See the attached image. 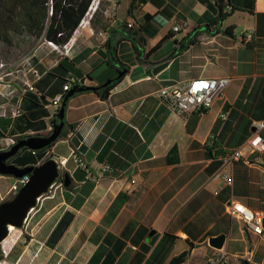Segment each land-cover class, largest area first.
I'll return each mask as SVG.
<instances>
[{
	"label": "crops",
	"instance_id": "0c3cea01",
	"mask_svg": "<svg viewBox=\"0 0 264 264\" xmlns=\"http://www.w3.org/2000/svg\"><path fill=\"white\" fill-rule=\"evenodd\" d=\"M132 2L100 0L64 49L40 40L16 65L2 62L0 148L50 133L60 108L52 100L66 84L116 78L106 46L120 41L113 29L134 20L142 51L139 58L131 40L120 41L128 71L109 97L85 90L67 101L63 137L37 165L58 157L71 187L59 183L42 199L0 264H170L183 252V264H264V237L228 212L238 201L264 214V153L248 143L253 123L264 122V0H224L222 10L216 0H135L131 10ZM225 76L223 97L187 119L157 95L175 82ZM234 150L245 157L233 165V184L218 190L221 157ZM74 153L98 181L86 179ZM17 179L0 174V194ZM221 234L218 250L209 239Z\"/></svg>",
	"mask_w": 264,
	"mask_h": 264
},
{
	"label": "trees",
	"instance_id": "16d2710c",
	"mask_svg": "<svg viewBox=\"0 0 264 264\" xmlns=\"http://www.w3.org/2000/svg\"><path fill=\"white\" fill-rule=\"evenodd\" d=\"M93 1L94 0H0V46L3 47V50L8 51L12 48H19L20 46L17 45V41L20 39H23L22 41L27 43L28 46L32 44L35 45L40 40H47L53 42L60 49H64L86 17ZM216 2L222 10L224 0H216ZM134 5L135 0H133L131 4V10L134 8ZM133 29L125 24L120 28L113 29L112 34L120 32V41L125 39L131 40L137 55L141 58V46L138 42L137 32ZM191 39L192 38L188 39V42ZM119 42L113 44L108 40L106 43L111 58L110 63L117 69L118 74L128 71V66L123 63L118 56ZM29 43L31 44L29 45ZM122 77L123 76L120 78H113L110 85L98 89L96 92H98L102 98H108L112 87L118 83ZM78 83L79 82H76L74 85ZM70 89L64 91V98ZM71 97H69V99ZM53 118L55 119V116ZM24 137L27 136H19L16 140H20ZM62 137L63 133H61L57 141ZM50 147L51 146L36 151L22 148L15 160H17V164L21 167L37 165L38 161L44 157L47 149ZM25 151H29V154L26 155ZM69 187H71V185H69ZM11 194L15 193L12 192ZM187 257L188 252H183L174 257L170 264H183L187 260Z\"/></svg>",
	"mask_w": 264,
	"mask_h": 264
},
{
	"label": "built area",
	"instance_id": "2783aa9c",
	"mask_svg": "<svg viewBox=\"0 0 264 264\" xmlns=\"http://www.w3.org/2000/svg\"><path fill=\"white\" fill-rule=\"evenodd\" d=\"M98 2L100 0H97ZM136 22L134 20L129 21L128 27L135 28ZM178 28H176L177 30ZM252 32L247 34L244 38L245 42H249L252 38ZM55 49L59 47L53 42H49ZM4 63L1 67H4ZM2 77H0V80ZM231 77H218V78H193L186 82H175L161 88L157 95L158 97L168 105V107L174 112L187 119L193 113H203L211 109L215 99L222 98L224 90L231 82ZM32 89L33 87L30 86ZM71 87L67 84L64 86L63 92L55 96L52 100V104L58 108L64 98V91ZM20 109L17 107L13 110V115H19ZM223 120L227 119L226 114H222ZM255 132L249 139L248 143L254 152L264 153V136L260 133V130L264 127V122H254ZM214 137L207 141V146H214ZM16 142L15 138L8 139V143L3 147L4 149L9 148ZM73 157L79 167L84 170L85 177L87 180L98 181V176L90 170L88 164L85 162L83 157L77 153L73 154ZM244 154L241 150H234L230 153L225 154L221 157L223 168L216 173L215 177L220 178L222 185L219 189L224 186H231L233 184V165L242 159ZM106 170H109V166H106ZM29 179V175L22 178H18L16 184L13 186L12 191L16 193L21 185ZM3 200V198H2ZM228 212L232 217L238 218L243 222L244 228L247 232H256L258 236L264 237V214L261 211L253 210L247 205L238 201H231L228 206ZM1 254L6 256L9 254L11 247L6 245V242L1 246ZM207 264H219L218 260L210 258Z\"/></svg>",
	"mask_w": 264,
	"mask_h": 264
},
{
	"label": "water",
	"instance_id": "95a60500",
	"mask_svg": "<svg viewBox=\"0 0 264 264\" xmlns=\"http://www.w3.org/2000/svg\"><path fill=\"white\" fill-rule=\"evenodd\" d=\"M123 75L124 72H121L116 78H120ZM112 81L113 79H110L99 87L86 86L83 82L73 85L62 101L61 107L55 114V119L52 121V131L49 134L27 136L18 140L9 150L0 151V174L12 175L15 178H22L29 175V179L21 185L13 197L0 203V255L2 244L11 237L15 230H23L26 227L29 218L38 208L42 199L51 194L52 190L59 183L63 184L65 187L71 184L69 173H62L61 162L59 158L54 155H50L38 165L26 167L8 163V160L18 155L22 148L36 151L54 144L61 136L65 126V108L69 97L85 90L96 91L105 88L110 85ZM226 239L227 235L221 234L211 237L209 239V244L221 250Z\"/></svg>",
	"mask_w": 264,
	"mask_h": 264
},
{
	"label": "rangeland",
	"instance_id": "374dc122",
	"mask_svg": "<svg viewBox=\"0 0 264 264\" xmlns=\"http://www.w3.org/2000/svg\"><path fill=\"white\" fill-rule=\"evenodd\" d=\"M97 5H98V1L97 0H94L93 1V3H92V5H91V7H90V10H89V12L87 13V15H86V17L87 16H89L90 18H91V16H92V13H93V9L94 8H97ZM93 7V8H92ZM92 8V9H91ZM91 10H93L92 11V13H91ZM91 13V14H90ZM97 14V13H96ZM23 39H20V40H18L17 42V45L18 46H20L21 47V49H22V51H18V49L20 48H12V49H9V50H11L10 51V53L11 54H9V52L8 51H6V50H3V47L2 46H0V71L3 69V68H5V65H4V67H1V64H2V62L4 61L5 62V58L6 57H8V58H10L12 61H17V62H15V64L14 65H16V63H18V60H19V58H21V57H23L24 55H26V54H24V53H26L27 52V43H25V42H23L22 41ZM31 43H29V45H30ZM33 45V44H32ZM32 45H30V46H28L29 48H28V50H30L31 49V46ZM10 55V56H9ZM1 81V80H0ZM74 85V83L71 85V88H72V86ZM14 196V194H9V195H7V196H4V195H1L0 194V203L2 202V201H4V200H7V199H10L11 197H13ZM2 198H3V200H2ZM21 232V230H17V232H15V234H18V233H20ZM9 244V242H7L6 243V245H8Z\"/></svg>",
	"mask_w": 264,
	"mask_h": 264
},
{
	"label": "flooded vegetation",
	"instance_id": "af4514ba",
	"mask_svg": "<svg viewBox=\"0 0 264 264\" xmlns=\"http://www.w3.org/2000/svg\"><path fill=\"white\" fill-rule=\"evenodd\" d=\"M48 134H49V133H48ZM15 139H16V138H15ZM17 141H18V140H16V142H17ZM16 142H15V143H16ZM15 143H14V144H15ZM12 145H13V144H12ZM12 145H11V146H12ZM11 146H10L9 148H7V149L0 148V151H2V150H9V149L11 148ZM16 156H17V155H16ZM16 156L10 158V159L8 160V163L16 164V163H15ZM62 173H63V172H62ZM62 177H63V176H62ZM62 177H61V178H62ZM3 244H4V243H3ZM0 256H1V255H0Z\"/></svg>",
	"mask_w": 264,
	"mask_h": 264
},
{
	"label": "bare ground",
	"instance_id": "6f19581e",
	"mask_svg": "<svg viewBox=\"0 0 264 264\" xmlns=\"http://www.w3.org/2000/svg\"><path fill=\"white\" fill-rule=\"evenodd\" d=\"M92 8H93V7H92ZM92 8H91V9H92ZM91 11H92V10H91ZM15 231H17V230H15ZM15 231H14V232H15ZM14 232H13V233H14ZM248 233L255 234V235L258 236V234H257L256 232H248ZM11 236H12V235H11Z\"/></svg>",
	"mask_w": 264,
	"mask_h": 264
}]
</instances>
